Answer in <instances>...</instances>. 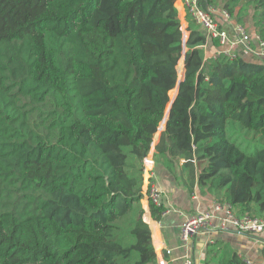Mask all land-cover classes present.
Here are the masks:
<instances>
[{
    "label": "trees",
    "instance_id": "16d2710c",
    "mask_svg": "<svg viewBox=\"0 0 264 264\" xmlns=\"http://www.w3.org/2000/svg\"><path fill=\"white\" fill-rule=\"evenodd\" d=\"M241 1L264 38V0ZM188 30L177 0H0V264H160L143 158L164 128L156 165L264 216V63Z\"/></svg>",
    "mask_w": 264,
    "mask_h": 264
},
{
    "label": "crops",
    "instance_id": "0c3cea01",
    "mask_svg": "<svg viewBox=\"0 0 264 264\" xmlns=\"http://www.w3.org/2000/svg\"><path fill=\"white\" fill-rule=\"evenodd\" d=\"M177 8L181 26L184 27L182 30L186 33L187 40L190 34L188 26L191 20L185 18V11L181 3H177ZM223 25L234 37L231 23L225 22ZM249 30L254 31L250 26ZM216 49L217 46L210 42L206 48L207 55L213 54ZM232 49L237 56L247 62L264 63V58L252 54L241 45L234 46ZM152 152L155 153L154 147ZM151 181L163 190V205L166 207L162 218L159 221L155 220L151 214L148 199H144L150 217L157 223L159 244L156 242L152 228L151 230L159 262L164 258L167 261L166 264H183L185 258L189 256L193 259L194 264H222L232 253H237L240 257L251 260L252 264H264V231L258 235L243 234L233 228L226 231L217 230L212 233L203 232L189 243H184L181 239V225L188 217L196 213L198 206L202 211H209L213 209L215 202H224L225 200L209 191L207 187L196 185L190 192L184 176L183 178L177 176L175 170H169L162 163L157 162ZM234 208L237 213L243 214L240 207L234 206ZM168 250L171 252L168 253Z\"/></svg>",
    "mask_w": 264,
    "mask_h": 264
},
{
    "label": "built area",
    "instance_id": "2783aa9c",
    "mask_svg": "<svg viewBox=\"0 0 264 264\" xmlns=\"http://www.w3.org/2000/svg\"><path fill=\"white\" fill-rule=\"evenodd\" d=\"M184 9V16L191 20L196 26L203 29L207 37V44L214 39L219 41V46L212 54L214 58L222 55L233 59L237 56L233 52V47L237 45L243 46L252 54L264 58V38L260 32H251L245 24L233 20L232 15L227 9H216L210 6L205 9L201 6L200 0H177ZM180 19V17H179ZM181 21V20H180ZM225 22L231 23L232 34L223 25ZM183 29V26H182ZM144 165V194L148 200H152L156 205L163 204V190L154 182V171L156 161L152 149L143 158ZM147 176V177H146ZM146 177V178H145ZM197 198V196H194ZM236 229L243 234L258 235L264 231V216L251 215L247 213L239 214L236 212L234 205L228 201L215 202L213 209L209 211L200 210L192 216L188 217L181 225V239L184 243H189L199 234L206 232L212 233L217 230ZM168 253L171 250L167 251ZM243 260L247 264H252L251 260L244 257ZM167 261L162 258L160 264H166ZM183 264H194L193 259L187 256Z\"/></svg>",
    "mask_w": 264,
    "mask_h": 264
},
{
    "label": "rangeland",
    "instance_id": "374dc122",
    "mask_svg": "<svg viewBox=\"0 0 264 264\" xmlns=\"http://www.w3.org/2000/svg\"><path fill=\"white\" fill-rule=\"evenodd\" d=\"M226 1L227 0H215L214 3H213V7L216 8V9H225L224 5H225V2ZM232 17L234 18V20L239 21V22L245 24L248 29H249V26L252 27V30H254V31H252V33L255 32V31L260 32V30H261V28L263 26V20L260 19V18H258V17H255V9H254V6L252 4L246 3L245 1H241L240 4L235 8V12L232 15ZM183 29H184V27H183ZM185 34L186 33L183 30L184 42H186ZM186 50H187V48L185 47L184 48V52ZM182 59L184 60V64H185V57H184V55L181 58V60ZM184 67L185 66H183V62L181 63L179 61V64H178V83H177V87H179V82L184 77ZM172 101L173 100H171V102ZM171 102H170V104H171ZM170 104H169V107H170ZM164 129H162V130L159 129L158 130V133L154 137V143L152 145V148L153 147L155 148V145H156V143L158 141L159 135H160L161 131H163ZM232 130H237V128L233 127ZM240 136L243 137V133H240ZM182 163H183L182 160H174V162H173V166H174L173 170H175V173H176L177 176H181L183 178V176H187V173L183 170ZM145 203L146 202L144 201L143 202V207H144Z\"/></svg>",
    "mask_w": 264,
    "mask_h": 264
},
{
    "label": "water",
    "instance_id": "95a60500",
    "mask_svg": "<svg viewBox=\"0 0 264 264\" xmlns=\"http://www.w3.org/2000/svg\"><path fill=\"white\" fill-rule=\"evenodd\" d=\"M185 69V68H184ZM183 80V79H182ZM182 80H180V82L182 81ZM180 82H179V84H180ZM175 100V99H174ZM174 100L171 102V104H170V107H169V112H170V108H171V106H172V104H173V102H174ZM169 117V116H168ZM167 122V121H166ZM166 127V126H165Z\"/></svg>",
    "mask_w": 264,
    "mask_h": 264
}]
</instances>
